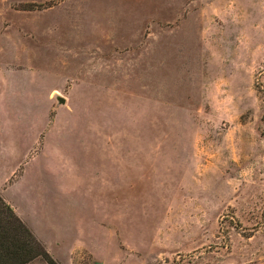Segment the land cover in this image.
I'll return each instance as SVG.
<instances>
[{"label":"rangeland","instance_id":"obj_1","mask_svg":"<svg viewBox=\"0 0 264 264\" xmlns=\"http://www.w3.org/2000/svg\"><path fill=\"white\" fill-rule=\"evenodd\" d=\"M0 127L65 264H264V0H0Z\"/></svg>","mask_w":264,"mask_h":264},{"label":"crops","instance_id":"obj_2","mask_svg":"<svg viewBox=\"0 0 264 264\" xmlns=\"http://www.w3.org/2000/svg\"><path fill=\"white\" fill-rule=\"evenodd\" d=\"M12 126V124L7 123L4 128L6 130H9ZM26 127L29 130L28 126ZM5 129H2L0 127L1 131H5ZM28 135L29 131L26 132L23 138L26 139ZM10 136H12V133L10 134ZM17 146H19V143H13L11 145L9 144V141H1L0 139V194L2 195L4 200L12 206L16 214L30 228V230L38 238V240H40L44 244L45 248L50 253V255L60 264H65V262L61 258L63 249L59 248V244L62 242V235L60 236L58 234L59 230L57 228H51L52 221H32V219L30 218L31 214L29 213L31 212L30 209H27L25 211L21 208L20 203L22 199L23 201H25L26 199L31 198H27L25 194H31L33 187H28L30 189L25 191L23 190L25 178L24 176H21L20 178L13 180L12 182L9 181V179H11L14 173L16 172L17 168L21 165L19 163L15 164L16 157L18 156V153L15 149ZM32 146L33 145H31L30 147L28 146L29 151ZM36 260L37 259L33 260L28 264H33Z\"/></svg>","mask_w":264,"mask_h":264},{"label":"trees","instance_id":"obj_3","mask_svg":"<svg viewBox=\"0 0 264 264\" xmlns=\"http://www.w3.org/2000/svg\"><path fill=\"white\" fill-rule=\"evenodd\" d=\"M60 264L0 194V264Z\"/></svg>","mask_w":264,"mask_h":264},{"label":"water","instance_id":"obj_4","mask_svg":"<svg viewBox=\"0 0 264 264\" xmlns=\"http://www.w3.org/2000/svg\"><path fill=\"white\" fill-rule=\"evenodd\" d=\"M56 99H57L59 105L65 104V98L64 97L58 95V96H56ZM95 264H102V263L96 262Z\"/></svg>","mask_w":264,"mask_h":264}]
</instances>
